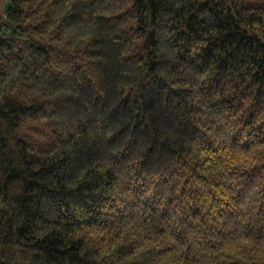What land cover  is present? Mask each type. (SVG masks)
I'll return each mask as SVG.
<instances>
[{"label": "trees", "instance_id": "16d2710c", "mask_svg": "<svg viewBox=\"0 0 264 264\" xmlns=\"http://www.w3.org/2000/svg\"><path fill=\"white\" fill-rule=\"evenodd\" d=\"M3 20L0 264H264V0Z\"/></svg>", "mask_w": 264, "mask_h": 264}, {"label": "rangeland", "instance_id": "374dc122", "mask_svg": "<svg viewBox=\"0 0 264 264\" xmlns=\"http://www.w3.org/2000/svg\"><path fill=\"white\" fill-rule=\"evenodd\" d=\"M11 0H0V21H4L3 18H4V15H5V11H6V8L8 7L9 3H10Z\"/></svg>", "mask_w": 264, "mask_h": 264}]
</instances>
